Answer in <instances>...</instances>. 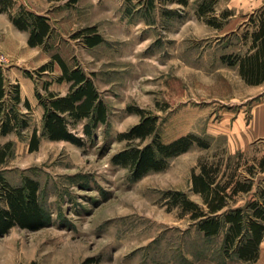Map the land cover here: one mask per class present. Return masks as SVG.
<instances>
[{"label": "rangeland", "instance_id": "obj_1", "mask_svg": "<svg viewBox=\"0 0 264 264\" xmlns=\"http://www.w3.org/2000/svg\"><path fill=\"white\" fill-rule=\"evenodd\" d=\"M14 1L16 13L24 4ZM61 3L69 7L57 11L59 30L55 28L50 40L52 49L44 50L49 60L52 53L59 52L70 65L80 64L93 73L110 107V117L107 124L98 127L93 139L86 137L84 145L44 137L41 147L31 152L32 129L37 127L41 132L43 124L44 108L36 96L37 89L46 96L47 83L57 92L69 89V84L55 81L61 74L58 64L54 70L39 73L45 51L34 50L36 54L29 56L26 50L14 55L0 49L6 56L3 63L9 80L19 83L22 95L30 94L33 102L31 110L21 106L30 119L22 137L0 134V143L14 142L0 171L14 184H20L26 175L39 180L40 200L51 216V223L37 231L13 227L0 237V264H30L33 260L41 264H84L88 258L95 259L91 264H258L225 255L223 235L206 238L192 224L190 214L171 206L167 194L168 190H184L203 203L192 191L191 178L204 160H221L223 170L240 168L244 176L249 175L251 166L260 168L264 140L240 148L238 144L242 142L239 116L246 123L250 121L255 97L238 65L225 60V56L246 53L239 41L249 29L226 35L199 16L196 3ZM71 9L73 18L68 14ZM213 14L217 21L227 19L222 12ZM92 22L105 41L88 47L72 35ZM130 107L159 115L164 141L195 132L209 139L211 145H194L172 157L166 170L152 171L134 181L128 168L111 160L127 145L126 140H119V134L141 119V114ZM77 129L85 136L82 124ZM263 179L264 173L255 175L254 188L239 194V205L256 197Z\"/></svg>", "mask_w": 264, "mask_h": 264}, {"label": "trees", "instance_id": "obj_2", "mask_svg": "<svg viewBox=\"0 0 264 264\" xmlns=\"http://www.w3.org/2000/svg\"><path fill=\"white\" fill-rule=\"evenodd\" d=\"M166 1L189 5V0ZM15 4L14 0H0V11L9 12L17 28L30 31L29 45H40L46 51L51 50L53 44L50 40L56 33L51 17L29 10L25 5H20L15 13ZM215 4L216 0H201L197 3V11L201 18L218 28L223 26V22L217 21V16L213 14L216 13ZM211 13L212 17L209 16ZM229 15V12L224 13L225 18ZM257 19L255 20L254 14L251 15L250 22L256 28L248 30L244 35V38L251 37L253 40L248 53L225 56L228 64L238 65L240 74L248 84H261L264 81V12ZM72 37L80 38L88 47L105 41L96 25L80 28ZM50 59L39 67V73L54 70L58 64L61 74L55 81L68 82L69 90L64 94L51 90L50 82L45 85L48 92L46 96L37 89L36 96L44 108L43 124L41 132L37 127L32 129L29 139L31 152L41 147L44 137L50 141L66 140L84 145L86 137L93 139L98 127L107 124L110 117V107L104 100L93 73L87 72L80 64L70 65L59 52L52 53ZM22 105L28 110L32 108L28 99L23 100L20 84L9 80L5 67L0 63L1 135L14 133L22 137L30 127L29 116L22 111ZM130 109L140 113L141 119L119 134V140H126L127 145L113 154L111 160L116 166L128 168L134 181L152 171L166 170L172 157L179 156L194 145L203 148L211 145L209 139L195 132L164 141L159 115L141 107ZM79 124H82L85 136L77 129ZM13 144V140L0 143V164L7 163ZM222 164L221 160H204L198 165L200 170L194 169L192 173V191L202 197L203 203L193 200L184 190H168L169 202L184 214H190L192 224L206 238L223 235L222 250L225 255L254 263L260 257L264 241V184L255 191L256 197L244 205L238 204V196L242 192L252 191L255 175L264 173V158L260 161V168L251 166L249 175L246 176L242 175L240 168L231 172L223 170ZM40 192V181L32 176L26 175L20 184H14L0 171V237L7 235L13 227L37 231L51 223V216L40 200ZM94 261V258H88L84 264ZM30 264L41 263L33 260Z\"/></svg>", "mask_w": 264, "mask_h": 264}, {"label": "crops", "instance_id": "obj_3", "mask_svg": "<svg viewBox=\"0 0 264 264\" xmlns=\"http://www.w3.org/2000/svg\"><path fill=\"white\" fill-rule=\"evenodd\" d=\"M66 1V0H64ZM201 0H189V4H197ZM60 2L56 6L55 3ZM20 3L24 4L29 10H34L37 13L48 14L51 17V23L59 30L58 22L60 18L57 16V11L63 9V7L68 8L69 5L61 3V0H20ZM87 6V5H86ZM89 7V6H87ZM215 11L229 12L230 15L227 17L222 27H219V30L223 31L226 35L239 34V32L247 27L250 31H253L256 27L250 22L251 15H255V20L258 18V15L261 12H264V0H216ZM71 9L69 11V18L75 17V13ZM89 17H92L91 12H87ZM77 17V16H76ZM258 21V19H257ZM57 22V23H56ZM94 23L92 22V24ZM252 29V30H251ZM30 37V31L17 28L14 22L12 21L9 12L0 11V49L7 54L17 55L23 50L29 51V56H32L34 50H39L37 52H44V47L29 45L28 40ZM243 40L239 41L240 48L246 47L244 54H247L249 48L252 44V38L247 37V39L241 37ZM251 51V50H250ZM243 54V53H241ZM243 54V55H244ZM44 57L41 58L42 64H45L49 61V54L44 52ZM39 64V65H40ZM4 66V64H2ZM5 67V66H4ZM7 73V72H6ZM9 77V76H8ZM243 78V76L241 75ZM244 79V78H243ZM11 81V80H10ZM12 82V81H11ZM66 82V81H63ZM68 83V82H67ZM69 84V83H68ZM252 88V93L255 97V100L252 103V117L250 121L246 123L243 121L242 115L239 116L238 124L240 125L239 138H242V142L238 143L239 148L245 147L255 140H264V81L261 84H250ZM69 87V85H68ZM52 90V89H51ZM64 90L59 92L64 94L68 91ZM57 92V91H56ZM23 100L28 99L29 102H32V97L30 94L22 95ZM44 111V110H43ZM1 134V133H0ZM260 257L255 263L263 264L264 263V241L260 249Z\"/></svg>", "mask_w": 264, "mask_h": 264}, {"label": "built area", "instance_id": "obj_4", "mask_svg": "<svg viewBox=\"0 0 264 264\" xmlns=\"http://www.w3.org/2000/svg\"><path fill=\"white\" fill-rule=\"evenodd\" d=\"M6 61V56H4L2 53H1V51H0V63L1 64H4L3 62H5Z\"/></svg>", "mask_w": 264, "mask_h": 264}]
</instances>
